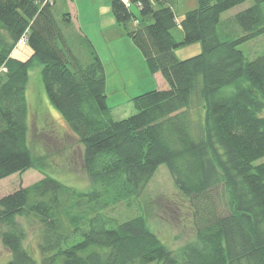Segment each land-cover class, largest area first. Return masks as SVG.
I'll list each match as a JSON object with an SVG mask.
<instances>
[{
    "label": "trees",
    "instance_id": "obj_1",
    "mask_svg": "<svg viewBox=\"0 0 264 264\" xmlns=\"http://www.w3.org/2000/svg\"><path fill=\"white\" fill-rule=\"evenodd\" d=\"M176 1L131 0L134 11L111 0L117 24L163 82L131 99L136 115L114 121L99 54L88 39L82 51L70 47L63 33L70 14L59 19L56 0H0V183L38 169L27 89L40 66L92 186L81 192L41 171L37 183L1 197L8 264H264V53L249 59L238 49L264 37V0H197L180 24ZM23 40L26 61L14 57ZM195 44L198 56L177 59ZM162 166L194 230L182 245L167 243L172 249L150 224L151 207L139 204ZM121 205L141 215L120 220ZM29 228L41 261L26 247Z\"/></svg>",
    "mask_w": 264,
    "mask_h": 264
},
{
    "label": "rangeland",
    "instance_id": "obj_2",
    "mask_svg": "<svg viewBox=\"0 0 264 264\" xmlns=\"http://www.w3.org/2000/svg\"><path fill=\"white\" fill-rule=\"evenodd\" d=\"M251 5L252 3L248 2L236 7L226 12L222 19L234 17L251 7ZM106 8L110 10V18L115 19L111 11L110 0H108V6L106 5V0H56L54 11L59 19L67 14L74 16L71 24L61 22L63 33L70 47H75L81 51L84 50L85 39L91 41L92 44L94 43L95 49L98 47L99 53L98 50L96 51L103 59L101 60L104 68L107 69V104L109 108L113 109V112H111L113 120L122 121L137 113L131 99L160 89V87L150 73L142 54V64L140 65L137 62L132 64V61L128 65L114 64L115 62L110 57V53L119 52L121 42L104 43L99 10L104 11V14H106ZM196 8L197 0H177L175 4L177 22L180 24L185 14ZM130 9L136 11L133 5ZM107 19V16H103V22ZM173 36L177 41L184 39V34L179 28L173 31ZM24 42L26 41L23 40L17 46L14 57L26 61L32 55V51ZM238 49L247 58L254 59L264 53V37L241 45ZM122 50L126 52V46H122ZM201 51V45L195 44L180 47L175 51V55L178 60L185 61L198 56ZM27 98L30 112H36L32 114V118L30 117L29 139L38 169L29 171L24 175H15L1 182L0 198L37 183L42 179L41 171H45L47 175L78 191H90L92 186L83 169V149L78 145L75 137L69 136L70 132L60 114L50 104L42 83L40 66H35L30 70ZM47 127L53 129L50 130ZM139 204L142 207H148V209L151 207L150 210L154 215L150 217L149 222L157 230L158 236L163 243L169 248L171 247L168 244L173 247L179 246L194 237L189 211L182 206L183 202L174 188L173 179L166 167L162 166L158 170L153 181H151L140 199ZM140 206L137 205L129 209L125 205H121L113 212V215L122 221L131 219L141 215ZM157 223L161 225H157ZM37 242L35 230L29 228L26 247L35 259L41 261ZM10 259L9 252L0 242V264H8Z\"/></svg>",
    "mask_w": 264,
    "mask_h": 264
},
{
    "label": "crops",
    "instance_id": "obj_3",
    "mask_svg": "<svg viewBox=\"0 0 264 264\" xmlns=\"http://www.w3.org/2000/svg\"><path fill=\"white\" fill-rule=\"evenodd\" d=\"M106 5L108 6V0H106ZM105 12H106V14H104V11L102 12V10H99L100 19H101L100 25H101V29H102V36L104 37V43L109 44V43L121 42L119 45V52H117L115 54L110 53V57L112 58L113 62H115L114 64L115 65H118V64L128 65L131 61H132V64L135 62H137V64H139V65L142 64L141 52L137 49V47L134 45V43L128 38L124 29L121 26L117 25V22L115 21V19H113L112 17L110 18V16H109L110 10H108L106 8ZM103 16L108 17V19L104 20V22H103ZM71 20L72 21L74 20L73 15H71ZM122 43H124V44H122ZM122 46H126V48H127L126 52H124L122 50ZM96 50H98V53H99L98 47H96ZM115 57H118V58H115ZM100 58H101V56H100ZM133 60H135V61L133 62ZM105 74L107 75V69H105ZM154 78L156 79L159 87H163V82L161 81L160 77L158 75H156V76H154ZM106 80H108L107 76H106ZM111 110H113V109H111Z\"/></svg>",
    "mask_w": 264,
    "mask_h": 264
},
{
    "label": "built area",
    "instance_id": "obj_4",
    "mask_svg": "<svg viewBox=\"0 0 264 264\" xmlns=\"http://www.w3.org/2000/svg\"><path fill=\"white\" fill-rule=\"evenodd\" d=\"M123 1V3L129 8V7H131V0H122Z\"/></svg>",
    "mask_w": 264,
    "mask_h": 264
}]
</instances>
